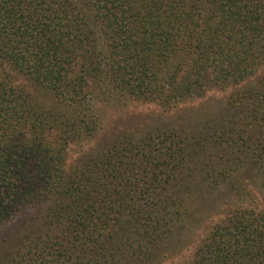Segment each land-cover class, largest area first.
Returning <instances> with one entry per match:
<instances>
[{"label":"trees","instance_id":"16d2710c","mask_svg":"<svg viewBox=\"0 0 264 264\" xmlns=\"http://www.w3.org/2000/svg\"><path fill=\"white\" fill-rule=\"evenodd\" d=\"M232 87L192 129L125 119L70 161L102 104ZM244 185L264 194V0H0V264H165ZM190 264H264V212L227 213Z\"/></svg>","mask_w":264,"mask_h":264},{"label":"rangeland","instance_id":"374dc122","mask_svg":"<svg viewBox=\"0 0 264 264\" xmlns=\"http://www.w3.org/2000/svg\"><path fill=\"white\" fill-rule=\"evenodd\" d=\"M238 89L239 87H232L225 90L212 91L202 100H196L195 102L193 101L187 104L178 105L168 112H165L163 108L153 103H145L141 101L121 100L119 103L111 102L109 105L102 104L100 106L103 119L101 131L93 141H88L81 146L73 148L70 153V161H76V159L79 158L82 153L87 151L93 144L95 145L97 142L106 140L113 132L112 130L114 129V123L117 124L125 119H127L126 123L134 122L136 123L134 125H138V127L139 125L145 126V123H147L145 119L149 118V115L151 114L155 119L148 124H155L152 126H157L156 124H160L161 127L165 129L176 127L179 124L178 122L180 116L186 114L191 117V119L187 122V128L192 129V127H194L196 123L200 121L206 114L212 115L219 113L221 109L226 107L229 97ZM137 116L140 118L138 117L137 120L130 121L132 120L131 118H136ZM242 189H244L243 192H239L238 194L234 193L235 195H233L230 200H226L227 204L225 206L222 205L218 209L220 213H222V216H220V213L217 212L218 215H210L207 218H204L201 228H199L194 233L189 245V249H187V252H185L184 255L176 259H172L165 264H190L200 241L208 234V232L216 223L221 221L227 215V213L239 208L254 209L259 212H264V194L262 193L261 189L258 186L255 187L253 185H244ZM222 199L223 200L221 201H224L225 198ZM13 225L14 223L12 222L0 229V234L6 229L9 230Z\"/></svg>","mask_w":264,"mask_h":264}]
</instances>
